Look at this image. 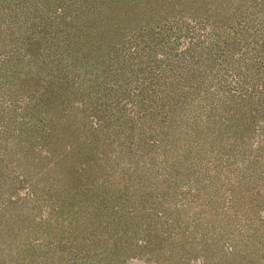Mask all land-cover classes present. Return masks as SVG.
I'll return each instance as SVG.
<instances>
[{
  "label": "rangeland",
  "instance_id": "rangeland-1",
  "mask_svg": "<svg viewBox=\"0 0 264 264\" xmlns=\"http://www.w3.org/2000/svg\"><path fill=\"white\" fill-rule=\"evenodd\" d=\"M0 264H264V0H0Z\"/></svg>",
  "mask_w": 264,
  "mask_h": 264
}]
</instances>
